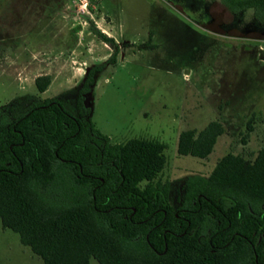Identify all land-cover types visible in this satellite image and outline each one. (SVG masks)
<instances>
[{
    "label": "rangeland",
    "instance_id": "374dc122",
    "mask_svg": "<svg viewBox=\"0 0 264 264\" xmlns=\"http://www.w3.org/2000/svg\"><path fill=\"white\" fill-rule=\"evenodd\" d=\"M100 1L0 0V124L47 98L73 109L88 71L101 66L85 95L91 119L113 143H166L157 180L169 183L173 206L187 177H208L228 153L254 160L264 148V13L226 0ZM100 31L131 34L115 62ZM45 74L51 83L39 92ZM213 120L225 127L213 152L180 155V133ZM0 264H43L1 219Z\"/></svg>",
    "mask_w": 264,
    "mask_h": 264
},
{
    "label": "trees",
    "instance_id": "16d2710c",
    "mask_svg": "<svg viewBox=\"0 0 264 264\" xmlns=\"http://www.w3.org/2000/svg\"><path fill=\"white\" fill-rule=\"evenodd\" d=\"M226 3L264 13V0ZM99 35L115 62L118 44ZM100 69L88 71L73 109L47 98L0 124L4 229L43 264H264V148L254 160L228 153L208 177H187L175 207L169 183L157 180L166 143H113L91 119L85 95ZM50 83L48 74L35 80L39 92ZM224 132L219 120L184 130L178 153L207 158Z\"/></svg>",
    "mask_w": 264,
    "mask_h": 264
},
{
    "label": "crops",
    "instance_id": "0c3cea01",
    "mask_svg": "<svg viewBox=\"0 0 264 264\" xmlns=\"http://www.w3.org/2000/svg\"><path fill=\"white\" fill-rule=\"evenodd\" d=\"M98 2H100L101 4L103 3L102 1H100V0H98ZM108 5V4H107ZM109 7L111 8V6L110 5H108V7H106L107 9H109ZM109 12H111L112 14H113V16H114V18H115V23H114V20H112L113 21V24L112 25H114V27L119 31L120 29H125V27H122V26H118L117 25V21H116V17H115V14H114V11H113V8H112V10L110 11V9H109ZM118 34V33H117ZM107 36H109V37H112V38H114L115 39V41H116V43L119 45V44H121V40H123V39H125L126 37V39H128V40H126V42H130L131 43V37H129L131 34H129V35H127V33H124V32H121L120 34H118L117 36L116 35H113V34H110L109 32H108V34H106ZM121 39V40H120ZM126 42H124V43H126Z\"/></svg>",
    "mask_w": 264,
    "mask_h": 264
}]
</instances>
